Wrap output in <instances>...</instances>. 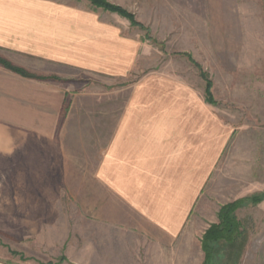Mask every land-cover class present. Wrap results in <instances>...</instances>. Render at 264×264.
I'll list each match as a JSON object with an SVG mask.
<instances>
[{"label": "rangeland", "instance_id": "1", "mask_svg": "<svg viewBox=\"0 0 264 264\" xmlns=\"http://www.w3.org/2000/svg\"><path fill=\"white\" fill-rule=\"evenodd\" d=\"M61 1L109 16L132 57L115 76L0 46V61L43 78L0 64V263L77 264L84 245L138 241L94 219V136L110 128L95 118L162 72L204 97L231 136L181 236L155 262L264 264V0H103L132 19L92 0Z\"/></svg>", "mask_w": 264, "mask_h": 264}, {"label": "crops", "instance_id": "2", "mask_svg": "<svg viewBox=\"0 0 264 264\" xmlns=\"http://www.w3.org/2000/svg\"><path fill=\"white\" fill-rule=\"evenodd\" d=\"M132 43L109 16L90 7L0 0V46L13 52L117 76L129 66ZM127 89L124 101L110 104L109 116L95 118L97 126L110 128L94 136V219L108 225L111 236L117 230L119 237L139 239L84 245L77 264H158L159 254L170 252L167 244L181 236L231 136L204 97L162 72Z\"/></svg>", "mask_w": 264, "mask_h": 264}, {"label": "trees", "instance_id": "3", "mask_svg": "<svg viewBox=\"0 0 264 264\" xmlns=\"http://www.w3.org/2000/svg\"><path fill=\"white\" fill-rule=\"evenodd\" d=\"M92 1L94 3H97L99 6H103V7L107 8V9H109V10L116 11V12H118V13H120V14H122V15L130 18V19H132V15L129 12H127L125 9H123V8H120L118 6L112 5V4L107 3V2H105L103 0H92ZM0 64H2L7 69H9V70H11V71H13V72H15L17 74H20V75H22L24 77H32V78H37V79H43V78H40L38 76H33L32 74H29V73H27L25 70H23L21 68L11 66V65L7 64L6 62L0 61ZM225 210H226V213L229 212V208L225 207ZM222 219H223V223H225L224 226H221V227L220 226H215V227H217L216 231L218 232V234L221 233V231L225 229L226 221L228 220V218L226 220V218L224 216H222ZM210 235L211 234L209 232V233H207V235L205 237L206 238L220 237V236L213 237L212 235L211 236Z\"/></svg>", "mask_w": 264, "mask_h": 264}]
</instances>
